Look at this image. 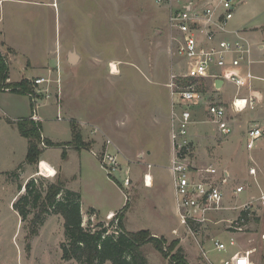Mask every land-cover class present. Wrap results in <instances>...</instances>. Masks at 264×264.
I'll return each instance as SVG.
<instances>
[{
    "label": "rangeland",
    "instance_id": "obj_1",
    "mask_svg": "<svg viewBox=\"0 0 264 264\" xmlns=\"http://www.w3.org/2000/svg\"><path fill=\"white\" fill-rule=\"evenodd\" d=\"M233 1L236 8L229 26L254 28L258 40L264 39V0ZM168 33L167 12L153 0H0V52L8 58L10 79L31 75L49 79L42 86L45 91H41L36 109L42 118L38 119L41 132L54 141L67 142L73 120L82 140L89 144L82 150L67 147L63 157V146L44 147L41 142L40 159L56 167L54 176L41 175L40 160L24 162L27 139L15 123L30 115V99L0 91V264H77L62 258V216L41 214L43 222L35 224L37 207L26 221L12 207L25 192L28 180L36 179L44 195L47 185L59 178L66 188L81 193L84 227L98 228L100 223L109 233L114 232L115 226L109 222L115 224L116 216L110 219L107 213L119 212L127 200L125 228L147 229L168 243L177 241L176 247L182 249L189 264H220L234 251L248 248L254 249L255 263L264 264V207L255 205L248 219H238L241 204L258 195L256 184L246 174L248 154L260 164L263 157L259 149L245 148L244 136L250 123L264 125V88L254 110L232 114L230 102L216 93L209 80L200 84L207 101L228 107L234 127L231 134L221 138L213 123L201 122L206 118L204 105L197 107L191 132L194 156L199 164L213 162L219 171H229L223 205L236 207L211 213L210 220L201 226L183 227L175 213L168 170L172 149L166 84L173 64L177 68V60L168 54ZM71 52L78 56L75 63L69 60ZM112 66L117 73L111 71ZM236 92L244 95L248 89L232 84L226 94L231 97ZM94 126L104 135L97 131L91 138ZM104 136L120 150V169L112 176L91 151L99 154L107 148ZM147 171L153 175L151 186H144ZM126 176L130 178L128 186L123 185ZM234 185H242L243 191L234 195ZM90 207L96 209L95 215L89 212ZM236 221L241 230L231 228ZM34 224L36 233L31 232ZM230 238H234L233 245H229ZM213 239L225 242L226 250H216ZM142 251L148 264H168V258L151 243L144 244Z\"/></svg>",
    "mask_w": 264,
    "mask_h": 264
},
{
    "label": "built area",
    "instance_id": "obj_2",
    "mask_svg": "<svg viewBox=\"0 0 264 264\" xmlns=\"http://www.w3.org/2000/svg\"><path fill=\"white\" fill-rule=\"evenodd\" d=\"M153 1L167 12L169 30L167 50L169 57L177 60L175 62L177 68L173 64L166 84L170 93L168 135L172 149L168 170L172 181L175 213L180 224L191 229L209 221L210 215L219 210L236 207L223 205L225 198L223 186L230 182L229 171L227 169L219 171L213 163L207 166L199 164L194 156L191 130L196 123L197 107L204 105L206 118L201 122L213 123L220 136L226 137L233 131L228 107L220 102L207 101L199 86L211 80L213 89L217 90L214 87V80L221 79L235 85L237 89L247 88V94L236 92L229 103L232 114H238L257 107V96L252 93L253 81L259 78L264 82V78L256 77L249 68L250 42L236 30L234 31L237 34L236 39H230L225 35L230 32L228 24L234 16L233 0ZM262 32L264 35V30ZM242 68L246 69L243 71ZM31 81L34 86L32 98L35 106L30 117L38 121L41 120V116L36 112L38 100L42 96L41 91H45L42 86L49 83V79L37 76ZM45 96L49 97V94L46 93ZM57 118L60 119L59 116ZM97 131L98 127L94 126L92 132ZM244 139L247 150L259 149L263 157L260 164L251 153L248 154L246 174L256 184L258 195L243 202L239 209L250 211L255 205L264 207V185L260 182H264V125L259 122L250 123L245 129ZM104 142L106 147L112 148L113 151H108L107 148L99 154L91 151L112 174L120 169L118 160L120 150L109 137L105 136ZM41 144L46 147L43 142ZM150 167L151 164L148 163L147 168ZM38 169V173L41 174L40 166ZM148 178L152 179L149 171L143 174L145 186H149ZM129 181L128 176L124 177L123 185L128 186ZM243 189L242 185H234L231 193L236 195ZM114 216V213L107 214L110 219ZM231 228L241 230L240 222L236 221ZM234 243V238H230L229 245ZM213 245L219 251L226 250L227 247L225 242L218 239H213ZM253 252V248L236 250L221 260L220 264H256L252 257ZM203 254L206 255L204 251Z\"/></svg>",
    "mask_w": 264,
    "mask_h": 264
},
{
    "label": "trees",
    "instance_id": "obj_3",
    "mask_svg": "<svg viewBox=\"0 0 264 264\" xmlns=\"http://www.w3.org/2000/svg\"><path fill=\"white\" fill-rule=\"evenodd\" d=\"M0 91H9L27 95L30 99L32 115L35 102L32 98L34 86L31 79L22 77L18 81L9 80V61L5 54L0 52ZM30 115L18 119L16 127L19 133L27 139V153L24 162L28 164L37 163L43 150L39 144L43 142L46 146H63V157L66 156L67 147L81 149L88 148L87 143L82 140L80 130L72 120L71 139L67 142L52 141L42 135L41 121L33 120ZM109 176H112L108 173ZM36 179H30L24 184L25 192L12 204L22 221H26L32 209H39L34 214V223L43 222L41 214H58L63 218L64 240L61 242L62 258L66 261L74 260L77 264H148L143 254L142 246L151 243L153 247L168 258V264H189L184 257L182 249L176 247L177 241L167 242L163 236H155L147 229L129 231L123 224V213L127 208L128 201L119 212L115 213V231L108 232V227L97 224L98 228L83 226L81 212V194L78 191L66 188L65 181L58 179L49 183L41 194L37 187ZM94 214L93 208L88 209ZM249 211L241 210L238 219H248ZM35 223V224H36ZM31 229L36 233L37 227ZM175 248V249H174ZM174 249V250H173Z\"/></svg>",
    "mask_w": 264,
    "mask_h": 264
},
{
    "label": "crops",
    "instance_id": "obj_4",
    "mask_svg": "<svg viewBox=\"0 0 264 264\" xmlns=\"http://www.w3.org/2000/svg\"><path fill=\"white\" fill-rule=\"evenodd\" d=\"M236 8V7H235ZM234 11H235V9H234ZM231 21V20H230ZM228 27H229V30H230V32H228L227 34H225L228 38H230V39H236L237 38V34L234 32L235 30L239 33V35H241L242 37H244L245 39H247L249 42H250V44H251V54H250V60H251V63L249 64V68H250V70L252 71V73H253V71H254V69H255V71L257 72V73H259L260 75H255L254 73V75L255 76H257V77H260V78H264V66H259V65H256V64H264V39H262L261 41L260 40H258V38L256 37V35H255V29L254 28H249V29H238L237 27H230L229 26V24H228ZM262 35H263V33H262ZM264 36V35H263ZM256 65V66H255ZM26 68V67H25ZM254 68V69H253ZM246 68H242V70L244 71ZM254 71V72H255ZM32 76H34V77H37V76H39V75H31V76H24V77H27V78H29V77H32ZM41 76V75H40ZM22 78V77H21ZM9 80L10 81H13V80H11L10 79V77H9ZM20 80V79H19ZM217 79H215L214 80V83H215V81H216ZM254 80H258V81H255V83H254V81H253V87H252V93H254L256 96H257V99H258V104H259V102H260V97H262V95H263V92H262V90H263V88H264V82L261 80V79H254ZM18 81V80H17ZM210 82H211V80H209ZM215 87V86H214ZM231 87H232V84L230 83V82H227V81H223L222 82V84H221V86L219 87V88H216L217 90L216 91H218V92H216V93H218V94H222L223 96H224V98H226L227 99V101H231L232 100V98L235 96L234 94L230 97V96H227V92H228V90L229 89H231ZM217 94V95H218ZM245 95V94H244ZM39 105V104H38ZM38 105H37V107H38ZM38 109V108H37ZM41 120H42V118H41ZM234 127V126H233ZM99 129V128H98ZM192 130H193V128H192ZM192 130H191V132H192ZM99 131H101L100 129H99ZM217 131V130H216ZM89 132V131H88ZM90 133H92L90 136H91V138L92 137H94L95 138V134H96V132L94 133V132H92V130H90ZM101 133L103 134V132L101 131ZM218 135H219V133H217ZM42 135L43 136H45V137H47L46 135H44L43 134V132H42ZM104 135V134H103ZM220 136V135H219ZM107 137V136H106ZM221 138H225V137H222V136H220ZM104 138H105V136H104ZM50 139V138H49ZM52 140V139H51ZM52 141H54V140H52ZM94 144H95V141H94ZM82 149H85V148H81V149H77V150H82ZM42 154V153H41ZM41 156V155H40ZM42 160H45V159H43V158H41ZM46 161V160H45ZM196 161H198V158L196 159ZM47 162V161H46ZM211 163H213V162H211ZM214 164V163H213ZM51 166H53V165H51ZM53 168L56 170V167H54L53 166ZM60 168V167H59ZM152 177H153V175H152ZM153 179V178H152ZM171 184H172V181H171ZM151 185H152V183H151ZM145 186V185H144ZM79 192V191H78ZM81 194V193H80ZM81 199H82V197H81ZM173 202H174V196H173ZM90 208H93V207H90ZM94 210H95V213H94V215L96 214V209L95 208H93ZM81 212H82V209H81ZM108 212H115V211H112V210H109ZM108 214V213H107ZM82 216H83V212H82Z\"/></svg>",
    "mask_w": 264,
    "mask_h": 264
},
{
    "label": "bare ground",
    "instance_id": "obj_5",
    "mask_svg": "<svg viewBox=\"0 0 264 264\" xmlns=\"http://www.w3.org/2000/svg\"><path fill=\"white\" fill-rule=\"evenodd\" d=\"M111 71H112L113 73H117V68L114 67V66H112ZM39 166H40L41 174H43V175H45V176H47V177H49V176H53V174H56V171H54L53 166H51V165H50L49 163H47L45 160H42V161L40 160V164H39ZM151 183H152V179H151V178H148V179H147V184H148L149 186H151Z\"/></svg>",
    "mask_w": 264,
    "mask_h": 264
},
{
    "label": "water",
    "instance_id": "obj_6",
    "mask_svg": "<svg viewBox=\"0 0 264 264\" xmlns=\"http://www.w3.org/2000/svg\"><path fill=\"white\" fill-rule=\"evenodd\" d=\"M77 58H78V56L76 55L75 52H71V53H70V55H69V60H70L71 63H75L76 60H77ZM222 82H223V81H222L221 79H217V80L215 81V83H214V86H215L216 88H219V87L221 86Z\"/></svg>",
    "mask_w": 264,
    "mask_h": 264
}]
</instances>
